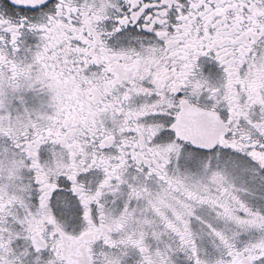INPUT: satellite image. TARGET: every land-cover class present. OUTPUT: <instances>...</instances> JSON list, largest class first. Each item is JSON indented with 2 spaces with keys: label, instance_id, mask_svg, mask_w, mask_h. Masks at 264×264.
Returning a JSON list of instances; mask_svg holds the SVG:
<instances>
[{
  "label": "snow or ice",
  "instance_id": "obj_1",
  "mask_svg": "<svg viewBox=\"0 0 264 264\" xmlns=\"http://www.w3.org/2000/svg\"><path fill=\"white\" fill-rule=\"evenodd\" d=\"M0 264H264V0H0Z\"/></svg>",
  "mask_w": 264,
  "mask_h": 264
}]
</instances>
